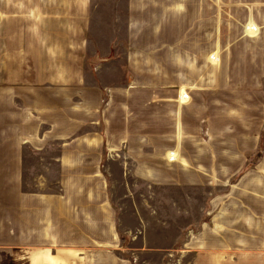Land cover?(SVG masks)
Listing matches in <instances>:
<instances>
[{"label":"crops","instance_id":"1","mask_svg":"<svg viewBox=\"0 0 264 264\" xmlns=\"http://www.w3.org/2000/svg\"><path fill=\"white\" fill-rule=\"evenodd\" d=\"M211 3L0 0V264L256 256L257 39Z\"/></svg>","mask_w":264,"mask_h":264},{"label":"rangeland","instance_id":"2","mask_svg":"<svg viewBox=\"0 0 264 264\" xmlns=\"http://www.w3.org/2000/svg\"><path fill=\"white\" fill-rule=\"evenodd\" d=\"M214 1V0H211ZM220 3H211L210 5L203 6L209 12V28L210 31L214 29H220L222 42L221 45L226 47V51L232 50L228 48L230 42L236 40L237 32L240 33L238 39L233 44H243L245 39L249 38L251 40H256L253 44L257 45V60H258V87L264 89V0H219ZM114 14V12H113ZM249 23L251 27L256 28V32L249 33L246 30ZM244 37V38H243ZM248 45V44H244ZM253 70V69H252ZM246 69L241 76L245 75ZM261 147H264V133L262 137ZM259 153V152H258ZM254 163L257 165L256 172L260 174L257 176L256 181L254 178L247 181L243 186L246 189H251L254 194L245 193L239 200L242 204L256 203V205H264V152L254 158ZM252 164H249L251 166ZM245 213V212H244ZM249 215V214H244ZM257 217L254 218L252 224H256L258 227V250L257 252H252L256 256H251L248 261H243V264H264V241L261 239L264 235V212L259 211ZM262 233V234H261ZM8 255V254H7ZM174 253H169L166 263L177 264V256ZM5 262V263H4ZM24 263V262H23ZM21 262H12L8 257L3 261V264H23ZM71 262H69L70 264ZM136 264V262H134Z\"/></svg>","mask_w":264,"mask_h":264},{"label":"trees","instance_id":"3","mask_svg":"<svg viewBox=\"0 0 264 264\" xmlns=\"http://www.w3.org/2000/svg\"><path fill=\"white\" fill-rule=\"evenodd\" d=\"M262 152H264V147H261V144H260V147H259V155L262 153ZM258 154H257V156H258Z\"/></svg>","mask_w":264,"mask_h":264}]
</instances>
